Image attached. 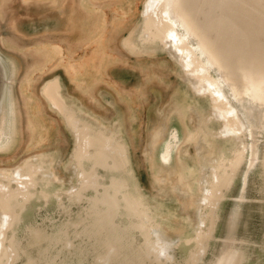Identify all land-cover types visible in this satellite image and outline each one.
<instances>
[{
    "label": "rangeland",
    "instance_id": "rangeland-1",
    "mask_svg": "<svg viewBox=\"0 0 264 264\" xmlns=\"http://www.w3.org/2000/svg\"><path fill=\"white\" fill-rule=\"evenodd\" d=\"M5 1L6 15L0 11V55L11 69L12 122L10 129L7 127L8 140L0 142V187L15 188L9 178L16 180L15 171L27 163L37 172L30 177L35 181L30 189L33 196L24 202L18 220L6 231L4 243L8 246L11 241L15 253L8 264H27L29 260L34 264H185L195 243L187 244L183 239L194 236L199 214L204 217L200 203L203 184L198 182L208 174L203 166L221 152L231 158L234 142L218 138L220 123L207 120L211 119L210 99L196 94L188 70L179 66V57L175 59L168 47L150 36L144 43L138 40L145 0H0V5ZM224 1L217 6V13L229 6V21L240 23L239 30L228 32L232 38H241L239 42L231 39L229 48L236 43L246 48L253 42L264 45V10H258L259 3H255L259 0L254 4L251 0L244 4ZM215 28L209 36L218 38L220 29ZM240 28L244 34H239ZM52 44L59 46V53ZM237 54L234 50L231 60ZM260 63L264 65V60ZM31 64L36 69L31 70L26 83ZM210 72V76L219 77L215 67ZM45 88L55 90L56 103L60 110L72 113L79 124L76 127L87 123L105 134L116 132V139L126 146L123 151L134 178L131 183L139 185L142 199L162 226L163 231L157 229L151 236L170 239V243H157L166 249L170 260H165L164 253L156 259L151 250L144 252L143 232L134 226L136 219L127 215L123 202L112 218L102 213L100 205L92 208L95 191L92 187L81 189L75 170V150L82 134L65 124L47 100ZM224 88L241 111L227 85ZM259 110L263 111L256 107L255 113ZM30 122L35 123L31 128ZM257 124L256 163L247 172V150L231 187L217 200L212 237L195 264H213L229 246L240 255V264H264V124ZM173 130L179 140L174 141L171 159L163 163L160 152L170 142ZM207 133V148L213 154L206 159L208 163L197 154ZM242 141L250 143L248 136ZM97 172L99 183L108 186L110 173L102 168ZM178 180L190 185V199L177 190ZM179 186L183 188V184ZM77 187L81 189L79 196L67 195L66 190L74 193ZM41 188L48 193L46 200L41 198ZM97 190L102 194L101 186ZM201 229L206 231L205 226Z\"/></svg>",
    "mask_w": 264,
    "mask_h": 264
},
{
    "label": "bare ground",
    "instance_id": "bare-ground-1",
    "mask_svg": "<svg viewBox=\"0 0 264 264\" xmlns=\"http://www.w3.org/2000/svg\"><path fill=\"white\" fill-rule=\"evenodd\" d=\"M197 1L198 0H145L144 13L146 16V23L144 25V38L146 36H150L155 41H160L162 46L168 47L171 54L173 56H176L175 59L179 57V66L186 69V71L188 70L187 72H189L188 75L190 84L196 94L203 93L204 97L210 99L211 119L207 120H214L220 123L218 131L216 130L219 136L218 138L234 142V146L230 150V153L232 155L231 158H227L226 156H224V153L221 152L219 155L217 154L218 156L216 159H212L209 163L206 161V159H210L209 156H212L213 154L212 152H209L207 148V136L209 135L208 133L206 134V136H204L205 144H203L202 146L199 145L197 149V154L204 157V161L209 164L208 166H203L204 169L208 170H205L206 172H208V174L204 178H202V180L200 179L198 181L203 184V189L200 193V203L202 204V208L204 210V217H200L201 214L197 213L199 214V221L197 225H195L197 226V229L194 232V236H189L183 239L187 244L191 242L195 243V246L193 245L194 249L190 252L189 257L185 260V264H195L203 255L204 251H206L205 245L208 244L207 242L210 239L212 227L215 226L214 220L216 219L215 208L217 200L224 197L223 190L229 187L233 182L234 178L236 177L237 171L240 170L239 167L241 163L246 157L245 153L247 150L250 152L248 165L246 164L247 172L250 171L252 167H254L257 159L256 147L258 143L257 135L259 130V128L257 127V123L264 124V65L260 63L261 60H264V56L262 59H260L259 55L261 54H256L258 56L256 57L255 65L254 63H252L249 67L245 66L243 61L240 60V64L238 66L236 74V81H233L234 79L231 78L222 68V66L216 61L209 44L213 0H199V3ZM221 1L222 0H215L216 3H221ZM230 1L234 0H226V2L231 3ZM235 1L239 3L238 0ZM6 2L7 1L1 3L0 5V11L5 15V8H3V6H5ZM240 2H242L240 4H244L245 0H240ZM257 3H259L258 10H264V0H259ZM223 16L224 15L222 12L221 17ZM190 41L193 44H191ZM52 47L56 53H59V46L52 44ZM42 51L45 52V50ZM212 67H215L219 72L218 78L210 76V70ZM32 69H36L34 64H31L27 68L25 75L26 83L29 82L28 76L29 74H31ZM11 82L12 80L10 79L9 83L11 84ZM224 85H227L232 98L242 106L241 111H243V114L235 107L236 105L230 101L229 96L225 91ZM49 90L52 91V89ZM53 91L52 93H55V90ZM55 94H53V97L55 96ZM55 97L53 98L54 100ZM56 98L59 99L58 96ZM251 106L253 107L251 108ZM258 106L259 109L261 108L263 109V111L259 110L258 113H255L256 107ZM238 112H240L241 114H238ZM241 115L245 116L244 121L241 119ZM67 120L73 128L76 127V125H79L77 124L78 121L75 122L72 114L70 115V117H67ZM33 124L35 125V123ZM33 124L30 122L29 127H33ZM77 127L74 129L80 132V136L82 134L83 139L81 142L82 145L80 144L79 140L78 146L75 150V170L77 169V176L82 182L80 184L83 185L81 189L92 187L95 191V195L92 198V208L98 209V205H100L102 207V213L112 218L115 215L116 208L120 205V202H123V207L127 215L133 216L136 219L134 226L143 232L145 248L144 252L149 254V251L151 250L152 255H154L156 259H158V255L164 253L165 260H170V255L166 254V249H164L162 245L157 244L158 242L170 243V239L167 237H159L158 235H155L154 239L153 236H151L152 233L155 232V230H162V226L159 222L156 221V216L150 213V209L148 207L149 203L147 204L145 199H142L141 192H139L140 190H138L139 185L134 182L133 183L135 185L131 183V180H134V178L132 175V171L129 169V160L127 159L126 153L123 151L124 145H122V143L116 139V132L114 131V133L112 134H105L102 129H98L99 127H96L97 129L92 128L87 123H83L78 127V129ZM211 131L212 130H210V132ZM71 132L73 131H70V133ZM176 132L174 130L171 132L170 142H167L160 152V158L163 163H167L171 159L172 148L173 146H175V142L179 140ZM217 133H215V136L213 134V137H216ZM247 136L250 140V143H243L242 138H247ZM34 137H37V133ZM171 140L173 141V143H171ZM31 141H34V139ZM42 159L43 158L41 157L40 160ZM29 164L27 163L24 169H18L15 171L17 176L16 180H12L11 178H9V180H11V183H15V188L10 187L7 189L5 186L0 187V217L2 220V225L0 226L2 231V234L0 235V264H8L11 259V253H14L13 243L10 241L9 245L7 244L8 246H6V244L4 243L6 241V231L13 222L18 220L17 213H19L18 211L23 209L24 202H27L26 200L33 196V192H31L33 190L30 191V189L34 187L35 181L30 180V177H33V174H35L36 170L32 166L29 167ZM199 165H201V163ZM262 165L264 169V156L262 159ZM97 168L105 169L110 173L108 178L110 183L108 186H104L99 183L101 177L98 175ZM199 172H201V170ZM12 174H14L13 171ZM247 175L248 174L246 173L244 177ZM126 177H128V179H126ZM243 180H245V178ZM179 183L183 184V188H180ZM205 183L206 185L204 186ZM38 185H40V183ZM100 186L103 189L102 194H98L97 189ZM77 188L78 190L76 192L73 191L74 193H72V189L66 190L67 195L79 196L81 189L79 187ZM177 188L178 191L184 194V197H188L190 199L192 195V189L190 185L185 186L184 182L178 180ZM119 194H121V199L118 198ZM40 195L44 200L48 198V193L44 189L41 190ZM78 198H76L75 200L77 201ZM256 200L259 201L258 199ZM104 218H106V216H101L102 220ZM73 226H75V224ZM202 226L206 227V231L204 229H201ZM38 234L39 233H37V235ZM66 242L68 243L67 239ZM173 243L174 242H172L171 244ZM109 245L111 246V243ZM109 249H107V251ZM109 251L111 254L112 250ZM190 259H193V261H191ZM30 262L31 261L29 260L27 264H29ZM213 264H240V255L233 249H231V246H229L220 254V256L213 262Z\"/></svg>",
    "mask_w": 264,
    "mask_h": 264
},
{
    "label": "water",
    "instance_id": "water-1",
    "mask_svg": "<svg viewBox=\"0 0 264 264\" xmlns=\"http://www.w3.org/2000/svg\"><path fill=\"white\" fill-rule=\"evenodd\" d=\"M250 2L251 4H254L255 0H251ZM218 5H220V3H216L215 0H213V7L211 11L212 15H211V22H210V32H212V36H213V31L216 29L215 26H219L220 36L218 38L209 36V44L211 46V49H212V52H213V55L216 61L222 66V68L226 71V73L231 78H235L234 81H236V74H237L238 66L240 64V60H242L244 65L247 67H249L252 63H254L255 65L256 57L258 56L256 54H261L259 56H264V45L258 44V46H256L253 42L251 44L252 46L251 48H246L244 44L236 43L232 48H229V45L231 44V39H233L235 42H239V40L241 39L239 37L232 38L230 34H228V32L230 33L234 29L239 30L240 23L229 21L230 12H228V8H227L229 6H225V8L223 7L220 10V15H219L216 11V8ZM222 12L224 15L223 17H221ZM218 16L219 18H217ZM141 17H142L141 19L142 26L138 34L139 35L138 40L140 42L143 41L144 43V13L143 12H142ZM245 29H247L246 26H245ZM244 33H245L244 30L240 28L239 34L241 35ZM234 50L238 51V54L236 55L237 56L236 59H234L233 61L231 60V57H232L231 54L232 52H234ZM229 55H230V58H229ZM10 71H11L10 67L6 64V62L0 55V142H5L6 140H8L7 127L10 129V124L12 122V103H11L12 102L11 100L12 82L11 84L9 83ZM45 96L50 101V105L53 108L57 109V112L64 119L65 124H67L68 126H71L68 123L67 117H70L72 113L68 109L60 110L59 103H54V102H57V98L54 96L55 100L53 99L54 98L53 93L49 89L45 90ZM98 126H100V124ZM3 137L5 138L2 141L1 139ZM36 173L37 172H35L33 176H35Z\"/></svg>",
    "mask_w": 264,
    "mask_h": 264
}]
</instances>
